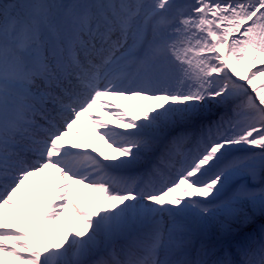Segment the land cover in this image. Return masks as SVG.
Instances as JSON below:
<instances>
[{"label": "snow or ice", "instance_id": "snow-or-ice-1", "mask_svg": "<svg viewBox=\"0 0 264 264\" xmlns=\"http://www.w3.org/2000/svg\"><path fill=\"white\" fill-rule=\"evenodd\" d=\"M0 264H264V0H0Z\"/></svg>", "mask_w": 264, "mask_h": 264}, {"label": "rangeland", "instance_id": "rangeland-1", "mask_svg": "<svg viewBox=\"0 0 264 264\" xmlns=\"http://www.w3.org/2000/svg\"><path fill=\"white\" fill-rule=\"evenodd\" d=\"M258 84H259V81L257 82ZM110 101H115V98H113V97H107ZM116 102H117V104H120L121 105V108H127L129 111H131V112H133V113H139V108L137 107V102L136 101H134V100H131V99H128V100H123V99H118V100H116ZM144 103H150V102H145V101H143ZM98 109H100V107H96L95 109H94V112L96 113L97 112V110ZM105 111H107L106 109H104ZM109 113V112H108ZM109 116H110V121L113 123V124H115L116 123V120H115V118L114 117H112L110 114H109ZM89 118H87V117H82L81 118V123L80 124H78L77 126H76V129L77 130H80V129H84L85 128V126H86V124H87V120H88ZM83 131V130H82ZM85 133L86 132H84L83 131V135L84 136H86L87 137V135H85ZM31 179H39V178H30V180ZM259 220L257 221V224H259Z\"/></svg>", "mask_w": 264, "mask_h": 264}, {"label": "bare ground", "instance_id": "bare-ground-1", "mask_svg": "<svg viewBox=\"0 0 264 264\" xmlns=\"http://www.w3.org/2000/svg\"><path fill=\"white\" fill-rule=\"evenodd\" d=\"M103 100H105V101H109L106 97H104V99ZM110 102V101H109ZM101 110H104V109H102V108H100ZM102 113V111H100V110H98V115L99 114H101ZM110 116L108 115V116H106V117H104L105 119H107V118H109ZM88 133H86L87 134V136H88V138H91V135H92V132H93V130H94V126L91 124V122L89 123V125H88ZM99 144H102V142H99ZM99 144H98V146H99Z\"/></svg>", "mask_w": 264, "mask_h": 264}]
</instances>
